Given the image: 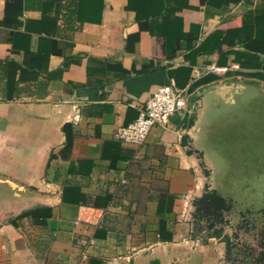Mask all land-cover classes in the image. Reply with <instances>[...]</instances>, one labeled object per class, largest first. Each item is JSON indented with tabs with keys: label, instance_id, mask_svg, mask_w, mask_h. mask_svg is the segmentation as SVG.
I'll list each match as a JSON object with an SVG mask.
<instances>
[{
	"label": "crops",
	"instance_id": "0c3cea01",
	"mask_svg": "<svg viewBox=\"0 0 264 264\" xmlns=\"http://www.w3.org/2000/svg\"><path fill=\"white\" fill-rule=\"evenodd\" d=\"M0 61L20 91L0 94V264H222L195 199H232L230 224L264 209L220 177L238 157L264 199V0H0ZM169 83L187 109L118 139Z\"/></svg>",
	"mask_w": 264,
	"mask_h": 264
},
{
	"label": "trees",
	"instance_id": "16d2710c",
	"mask_svg": "<svg viewBox=\"0 0 264 264\" xmlns=\"http://www.w3.org/2000/svg\"><path fill=\"white\" fill-rule=\"evenodd\" d=\"M16 69L10 62L0 61V80L6 78V85H0V94L4 100H12L20 93L13 85ZM67 126H65V130ZM71 136L68 134V141ZM193 236L206 242L209 238H218L226 243L225 261L233 260L231 264H264V226L254 237L253 242L244 241L240 247L234 239L237 231L232 235L225 233L226 226L230 225V212L234 207L232 199H228L217 190L207 186L205 193L194 201ZM238 246V247H237ZM233 248H240L238 254L243 259H232Z\"/></svg>",
	"mask_w": 264,
	"mask_h": 264
},
{
	"label": "built area",
	"instance_id": "2783aa9c",
	"mask_svg": "<svg viewBox=\"0 0 264 264\" xmlns=\"http://www.w3.org/2000/svg\"><path fill=\"white\" fill-rule=\"evenodd\" d=\"M210 69L218 68L211 66ZM188 97V89L174 83L159 86L141 105L138 117L120 126L115 136L136 146L143 145L154 127L164 126L176 113L187 109ZM85 259L86 251L82 252L81 262Z\"/></svg>",
	"mask_w": 264,
	"mask_h": 264
},
{
	"label": "rangeland",
	"instance_id": "374dc122",
	"mask_svg": "<svg viewBox=\"0 0 264 264\" xmlns=\"http://www.w3.org/2000/svg\"><path fill=\"white\" fill-rule=\"evenodd\" d=\"M236 161L232 166V169L220 171V177L226 178L225 191L234 196V200H237V205L246 208L249 207L252 203L258 207H264V199H256L251 196L248 192V186L246 184L247 176H251L253 182L257 184L259 181L253 178V172L249 175L246 171H243L240 168V158L236 157ZM226 165V164H225ZM225 168V166H224ZM235 168V169H234ZM261 183V182H260ZM262 184V183H261ZM264 186V182L262 184ZM257 186V185H256ZM261 188V185H260ZM257 186V189L260 190ZM264 226V209H237L235 212V217L233 224H230L232 235L235 231L239 234L237 238L234 239V242H238V245L241 247L244 241L253 242L254 237L257 235L259 230ZM238 247V246H237ZM240 248H233L231 258L243 259L242 254H238ZM233 260L222 262V264H231Z\"/></svg>",
	"mask_w": 264,
	"mask_h": 264
}]
</instances>
